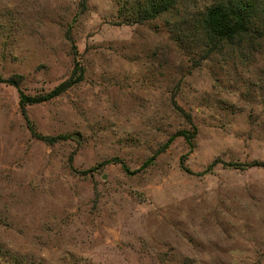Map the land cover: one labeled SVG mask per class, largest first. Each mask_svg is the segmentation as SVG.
<instances>
[{
	"label": "rangeland",
	"instance_id": "1",
	"mask_svg": "<svg viewBox=\"0 0 264 264\" xmlns=\"http://www.w3.org/2000/svg\"><path fill=\"white\" fill-rule=\"evenodd\" d=\"M149 1L0 0V78L77 81L0 83V264H264V26Z\"/></svg>",
	"mask_w": 264,
	"mask_h": 264
},
{
	"label": "trees",
	"instance_id": "2",
	"mask_svg": "<svg viewBox=\"0 0 264 264\" xmlns=\"http://www.w3.org/2000/svg\"><path fill=\"white\" fill-rule=\"evenodd\" d=\"M183 1L184 0H151L147 6L142 8V13L139 16L142 19L156 18L161 14L171 11L178 3L180 4ZM210 1L211 3L206 6L199 15L192 17V19L188 21V23L191 22V26L194 28L193 32L198 34L199 38L208 45H211L210 52L223 43L232 44L236 41L241 42L244 37L250 36L255 31L259 30L260 25L264 26V0ZM20 80V76H15L9 79L0 78V83L13 86L18 90L19 104L23 113L26 106L51 100L65 92L77 82L70 79L61 83L46 95L32 97L21 92L19 89L21 83ZM182 136L185 137L190 148H192L191 140L194 138V135L183 134ZM46 140L52 142L55 138H46ZM109 162L120 164L127 174L138 172V170L130 172L126 166L117 159ZM105 164L107 163H102L100 166ZM147 164L148 163L143 164V167ZM226 166L232 169L264 168V162H252L251 164H227ZM209 168L205 169L203 173L205 174L208 172V170H210ZM185 171L187 172V169H185Z\"/></svg>",
	"mask_w": 264,
	"mask_h": 264
}]
</instances>
